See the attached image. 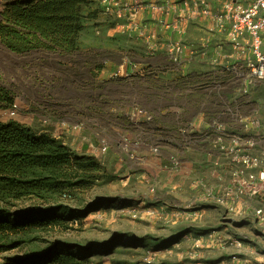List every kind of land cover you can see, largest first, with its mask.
<instances>
[{"label":"rangeland","instance_id":"rangeland-1","mask_svg":"<svg viewBox=\"0 0 264 264\" xmlns=\"http://www.w3.org/2000/svg\"><path fill=\"white\" fill-rule=\"evenodd\" d=\"M9 1L0 0V11ZM158 14L155 20L160 28L159 20H165V15ZM125 24L115 16L104 14L100 0H88L82 8L80 48L72 54L40 49L18 55L0 43V85L11 91L19 107L16 117H11L8 109L0 108V122L15 120L39 133L61 135L62 141L72 148L74 138L64 130L63 123L84 120L86 136H93L96 145L94 132L99 129L109 134L108 128L119 127L113 120L127 111L120 106L121 102L142 107L162 103L165 92L161 86V67L165 64L155 62L154 68L144 59L156 56L161 50L165 52V41L149 31L146 35L152 36L150 45L157 50L148 54L146 40L124 28ZM127 57L141 63L145 74L112 79L111 75ZM257 99L264 102V85L250 91L249 101ZM76 139L80 144L78 136ZM73 149L77 152V148ZM86 151L87 147H83L78 153ZM145 155L142 162H130L112 151L100 158L103 170L87 190L73 186L70 188L73 195L53 194L57 200L51 202L79 212L77 219L82 220L69 223L66 228L38 231L32 236V246L48 251L65 244L62 253L87 264H147L148 258H152V264L264 261V241L251 213L201 202L200 190L194 183L197 178L190 181V194H181L177 181L185 168L169 173L165 171V162L156 169L150 158L157 156L146 150ZM204 179L212 182L208 183L211 186L228 184H213L215 181ZM142 202H146V208L136 217L131 208ZM149 209L155 214H148ZM26 254V248L0 252V264H15Z\"/></svg>","mask_w":264,"mask_h":264},{"label":"built area","instance_id":"built-area-1","mask_svg":"<svg viewBox=\"0 0 264 264\" xmlns=\"http://www.w3.org/2000/svg\"><path fill=\"white\" fill-rule=\"evenodd\" d=\"M100 4L104 14L125 21L124 28L137 32L146 40L151 52L148 54L157 49L150 45L152 36L146 35L150 29L144 19H140L142 12L153 10L165 16L173 12L172 20H159V26L168 35L163 48L172 65L183 70L195 63H204L212 71L234 78L233 92L221 93V108L200 132L199 143L200 150L211 161L215 183L228 184L211 186L208 183L212 182L204 178H197L194 183L200 190L201 202L251 213L264 241V102L261 99L249 101L250 91L264 85V0H182L171 7L150 4L146 8L141 0H100ZM193 24L201 30L198 40L190 39ZM144 74L143 67L127 57L111 78L130 79ZM18 111L15 103L8 109V114L16 117ZM120 116L127 121L128 128H108L109 134L98 129L93 133L96 145L93 136H86L84 120L63 123L64 130L74 138L72 152L100 160L114 151L130 162L144 161L145 150L159 157L160 147L150 144L143 130L145 125L153 123L154 116L141 106H133ZM199 126L194 120L180 128L179 134L188 139L197 133ZM53 136L62 140L61 135ZM77 136L82 143L77 144ZM83 147H87V151L78 153ZM73 148H77V152ZM191 148L187 145V149ZM185 152L186 149L182 153ZM164 168L169 173H178L185 166L180 155H172ZM251 203L261 206L252 208ZM145 208L146 202H142L131 211L137 217ZM147 213L154 215L155 211L149 209ZM146 263L152 264V258ZM258 264H264V261H258Z\"/></svg>","mask_w":264,"mask_h":264},{"label":"trees","instance_id":"trees-1","mask_svg":"<svg viewBox=\"0 0 264 264\" xmlns=\"http://www.w3.org/2000/svg\"><path fill=\"white\" fill-rule=\"evenodd\" d=\"M87 2L11 0L0 11V43L18 55L40 49L72 54L80 48ZM15 103L11 91L0 85V108ZM102 170L99 159L72 152L52 133L15 120L0 122V252L26 248L15 264H87L62 253L65 244L38 250L32 236L81 221L79 212L51 202L52 195H73V186L87 190Z\"/></svg>","mask_w":264,"mask_h":264},{"label":"crops","instance_id":"crops-1","mask_svg":"<svg viewBox=\"0 0 264 264\" xmlns=\"http://www.w3.org/2000/svg\"><path fill=\"white\" fill-rule=\"evenodd\" d=\"M141 1L146 8L147 5L157 3L171 7L173 4L179 3L182 0ZM155 14H158V12L145 10L142 12L141 16L143 19H146L145 22L149 25L150 31L158 35L161 41H165L168 35L165 33L164 29L157 26L158 23L157 20H155ZM173 15L174 13L171 12L170 15L164 18L166 20H172ZM195 25L196 24H193L190 29L191 40H198L202 35L198 25ZM118 27L121 28L119 24ZM114 30L118 33V30ZM144 60L150 61L149 63L154 68L155 62L165 64V66L161 67V86L163 92H165L162 103L143 106V108L147 109L154 116L153 123L145 127L147 130V138L150 140V143L159 146L161 149V156L159 158L151 157L150 163L155 165L157 169L160 164L167 162L172 155H180L185 164V169L184 173L181 174V178H178L177 186L182 188L181 194L189 195L188 186L192 179L203 177L214 181L211 175V161L208 155L201 151L199 147L201 141L200 132L204 130L206 123H208L211 117L221 108V93L224 91L227 93L233 92L234 78L231 75L214 72L204 63H195L189 67L182 68L183 71L174 67L168 60L166 53L162 50L159 51L156 56L150 59L145 58ZM149 63H145V65H150ZM129 105L130 107L126 108ZM134 105L136 104L125 102H121L120 104V106L125 107V110H129ZM119 109L121 108L119 107ZM202 116H204V120ZM194 120L198 121L200 125L197 133L193 134L188 139H183L179 134V129L187 126ZM113 122L114 125L119 127L128 125L127 121L122 117L115 118ZM186 141L189 142L184 145ZM187 145H190L192 148L187 149ZM185 149L186 152L182 153Z\"/></svg>","mask_w":264,"mask_h":264}]
</instances>
